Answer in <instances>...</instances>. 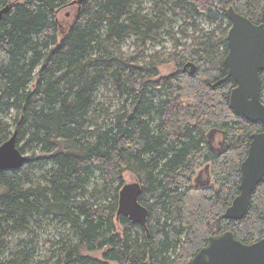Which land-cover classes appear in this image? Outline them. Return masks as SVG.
Masks as SVG:
<instances>
[{"label": "trees", "instance_id": "trees-1", "mask_svg": "<svg viewBox=\"0 0 264 264\" xmlns=\"http://www.w3.org/2000/svg\"><path fill=\"white\" fill-rule=\"evenodd\" d=\"M73 1L0 0L14 2L0 21V145L17 132L31 152L18 169H0V264H191L211 235L261 239L264 179L244 217L224 213L264 125L231 107L233 78L217 81L228 74L229 7L260 23L264 0H161L155 16L142 0H84L61 38L58 14ZM171 12L212 27L142 63L117 48L132 35L149 39ZM169 62L176 71L161 75ZM110 82L124 104L98 125L97 97ZM213 130L228 141L223 152L209 145ZM207 162L215 184L195 188ZM126 172L142 184L149 234L118 215ZM48 226L61 230L54 241L44 239Z\"/></svg>", "mask_w": 264, "mask_h": 264}, {"label": "water", "instance_id": "water-1", "mask_svg": "<svg viewBox=\"0 0 264 264\" xmlns=\"http://www.w3.org/2000/svg\"><path fill=\"white\" fill-rule=\"evenodd\" d=\"M84 0H74L73 4ZM14 7L9 2L0 8V21ZM231 27L227 35L228 54L224 59L228 67L226 77L217 85L233 78L236 86L230 95V105L251 122L264 125V102L261 99L264 71V7L260 23L239 13L233 6L228 9ZM191 72L196 67L189 63ZM214 132V130L212 131ZM27 160L17 146V132L0 145V169L13 170L23 166ZM264 179V131L251 135L246 158L241 163L240 193L226 209L224 216L241 219L247 213L251 196ZM142 184L138 179L125 183L119 191L118 215L128 216L133 223H140L149 234V208L140 201ZM191 264H264V236L258 241L246 243L236 238L232 230L208 237L206 245L192 258Z\"/></svg>", "mask_w": 264, "mask_h": 264}, {"label": "rangeland", "instance_id": "rangeland-1", "mask_svg": "<svg viewBox=\"0 0 264 264\" xmlns=\"http://www.w3.org/2000/svg\"><path fill=\"white\" fill-rule=\"evenodd\" d=\"M161 0H142L141 8L144 9L146 15L153 14L154 16L161 8ZM79 12L78 4L67 6L62 9L58 14V20L60 21L61 30L60 37L67 32V29L74 22L77 13ZM170 21H165L164 25L159 30L154 31L149 39L143 40L138 36H130L123 43L118 45L117 48L122 50V53L133 57L136 63H142L149 60L150 55L158 53L160 55H167L170 51L176 49L179 43H185L189 40L190 36L196 33L200 29H209L210 24L205 20L198 19L197 25L187 24L185 15H174L170 13L168 15ZM187 24V25H186ZM212 27V26H211ZM200 28V29H199ZM182 46H178L181 48ZM176 64L174 62L164 63L159 66L160 74L167 75L176 71ZM97 103L99 107L97 113L94 114V120L98 125L109 123L115 116V113L122 109L124 101L120 99L113 84L106 83L97 97ZM216 133V132H215ZM220 139V137H216ZM36 155L42 156L43 152L36 148ZM27 155H31V152H27ZM35 155V156H36ZM199 168L196 169V172ZM126 183L136 181V176L131 172H126L124 175ZM61 230L57 226H48L43 230L44 239L54 241L57 238L58 233ZM13 238V237H12ZM48 243L46 246H49ZM91 255L101 256V251L92 252ZM115 264V263H113Z\"/></svg>", "mask_w": 264, "mask_h": 264}, {"label": "flooded vegetation", "instance_id": "flooded-vegetation-1", "mask_svg": "<svg viewBox=\"0 0 264 264\" xmlns=\"http://www.w3.org/2000/svg\"><path fill=\"white\" fill-rule=\"evenodd\" d=\"M75 5V3H71L68 6ZM79 9L81 8L80 5H78ZM212 132L210 134V138H208L209 145H211L216 151L223 152L225 148L228 145V141L226 140L224 134L220 131L218 132ZM216 137H220V139H216ZM211 163L207 162L201 167H199L196 174L193 176V185L195 188H203L206 186H214V180L211 174Z\"/></svg>", "mask_w": 264, "mask_h": 264}]
</instances>
